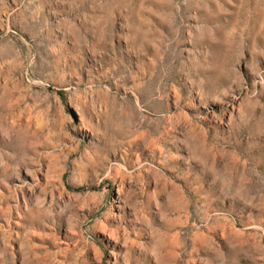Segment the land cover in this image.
Here are the masks:
<instances>
[{"label":"rangeland","instance_id":"1","mask_svg":"<svg viewBox=\"0 0 264 264\" xmlns=\"http://www.w3.org/2000/svg\"><path fill=\"white\" fill-rule=\"evenodd\" d=\"M0 264H264V0H0Z\"/></svg>","mask_w":264,"mask_h":264}]
</instances>
